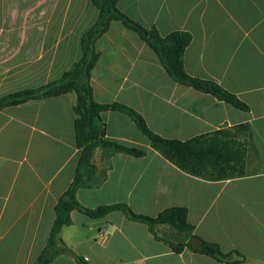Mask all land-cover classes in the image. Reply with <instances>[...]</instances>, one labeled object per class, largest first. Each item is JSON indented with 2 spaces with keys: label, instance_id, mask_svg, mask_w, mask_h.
<instances>
[{
  "label": "crops",
  "instance_id": "obj_1",
  "mask_svg": "<svg viewBox=\"0 0 264 264\" xmlns=\"http://www.w3.org/2000/svg\"><path fill=\"white\" fill-rule=\"evenodd\" d=\"M118 8L162 36L191 34L186 71L216 82L248 109L175 81L154 49L117 20L95 44L94 99L132 108L167 139L248 124L246 173L224 180L190 175L152 148L128 115L107 110L106 139L147 155L104 159L97 148L102 181L79 189L77 199L91 209L124 203L150 217L185 207L194 234L218 244L228 262L188 248L177 254L122 211L93 219L74 210L63 241L89 264H264V0H119ZM98 16L93 0H0V99L61 79L82 58V36ZM76 98L71 92L0 109V264H36L49 241L55 207L80 158ZM156 231L183 239L169 225ZM51 264L78 263L63 254Z\"/></svg>",
  "mask_w": 264,
  "mask_h": 264
},
{
  "label": "trees",
  "instance_id": "obj_2",
  "mask_svg": "<svg viewBox=\"0 0 264 264\" xmlns=\"http://www.w3.org/2000/svg\"><path fill=\"white\" fill-rule=\"evenodd\" d=\"M118 2L119 0H93L99 10L98 19L82 36V58L61 79L37 89L13 93L0 99V109H3L33 99L57 97L71 92L76 93L77 96L73 110L76 116L75 134L76 144L80 149V158L73 182L55 207L56 217L50 238L38 256L36 264H51L55 258L63 254L71 255L78 264H89L70 249L61 237L63 228L72 223L71 213L74 210L93 219L104 218L114 211H122L129 220L147 225L157 240L169 244L177 254L188 248L220 262H228L229 255L224 253L218 244L207 242L194 234V226L188 221L189 211L185 207H170L163 210L157 217H150L133 212L124 203L101 205L91 209L82 205L77 199L79 189L98 186L102 181L98 178V167L93 162L97 148L103 150L104 159L116 153L134 157L147 155L143 149L106 139V125L101 114L107 110H115L128 115L150 140L152 148L190 175L211 180H224L240 177L246 173V156L250 140L248 124L220 129L185 141L167 139L153 132L145 119L132 108L119 103L102 104L94 99L91 76L99 58L95 44L97 39L109 30L111 22L117 20L121 21L126 28L136 32L154 49L161 63L175 81L197 91L211 94L238 109H248L245 103L216 82L193 77L186 71L184 54L191 44V34L175 31L162 36L157 29L146 28L123 13L118 8ZM160 224L169 225L183 236V239L175 242L169 238L160 237L156 231Z\"/></svg>",
  "mask_w": 264,
  "mask_h": 264
},
{
  "label": "built area",
  "instance_id": "obj_3",
  "mask_svg": "<svg viewBox=\"0 0 264 264\" xmlns=\"http://www.w3.org/2000/svg\"><path fill=\"white\" fill-rule=\"evenodd\" d=\"M85 260H88V258H86Z\"/></svg>",
  "mask_w": 264,
  "mask_h": 264
}]
</instances>
